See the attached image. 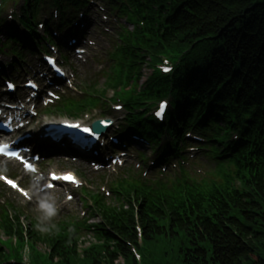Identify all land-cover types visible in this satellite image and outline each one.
<instances>
[{"label": "trees", "instance_id": "trees-1", "mask_svg": "<svg viewBox=\"0 0 264 264\" xmlns=\"http://www.w3.org/2000/svg\"><path fill=\"white\" fill-rule=\"evenodd\" d=\"M144 2L146 32L138 29L134 42L129 39L120 49L126 55L123 65L140 75L160 55L191 48L170 81L157 72L150 76L151 93L170 86L187 95L197 92L205 100L234 105L237 116L246 113L254 127L264 129V0ZM158 79L163 82L155 84ZM119 84L117 80L107 86ZM71 105L67 113L80 111ZM237 162L231 177L196 198L147 203L134 183H119L121 195L115 203L96 202L98 221L90 226V242L62 229L42 232L28 221L31 264H136L130 245L137 248L142 264H264V161L250 173L241 157ZM23 229L19 215L14 222L8 216L0 219L5 235L15 230L23 240ZM43 246L42 254L38 247Z\"/></svg>", "mask_w": 264, "mask_h": 264}, {"label": "rangeland", "instance_id": "rangeland-1", "mask_svg": "<svg viewBox=\"0 0 264 264\" xmlns=\"http://www.w3.org/2000/svg\"><path fill=\"white\" fill-rule=\"evenodd\" d=\"M150 75V71H148V68H143V70H142V72H141V77H142V79H141V84L145 81V79H147V77ZM103 80L104 79H102V78H100V79H98V83L101 85L102 84V82H103ZM25 255H26V257H25V259L26 260H28L29 258H28V253H26L25 252ZM25 261V260H24ZM27 262V261H26Z\"/></svg>", "mask_w": 264, "mask_h": 264}]
</instances>
